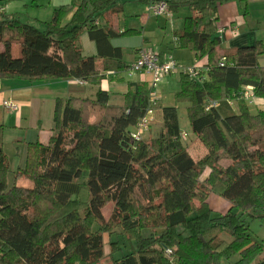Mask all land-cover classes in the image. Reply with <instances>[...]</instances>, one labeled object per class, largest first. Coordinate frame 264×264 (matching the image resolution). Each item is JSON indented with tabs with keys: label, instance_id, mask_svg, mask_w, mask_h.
<instances>
[{
	"label": "trees",
	"instance_id": "trees-1",
	"mask_svg": "<svg viewBox=\"0 0 264 264\" xmlns=\"http://www.w3.org/2000/svg\"><path fill=\"white\" fill-rule=\"evenodd\" d=\"M161 1L169 12L188 8L176 32L179 47L207 58L204 81L182 74L175 94L189 102L190 131L204 154L194 159L182 143L173 105L161 108L157 136L132 138L148 105L145 82H129L120 105L109 103L103 89L94 99L57 97L52 134L45 143L26 144L22 167L10 171L0 142V264H221L236 254L235 264H264V240L249 231V219L264 225V108L251 112L239 97L245 85L256 98L264 97V66L257 63L264 46L258 40L221 49L212 25L218 3L226 0ZM238 1L246 9L247 0ZM116 3L70 0L37 25L0 16V79L98 83L103 75L97 58L107 55L100 42L109 45L110 32L93 23ZM69 11L72 16L63 23ZM84 29L96 42L97 55H82L78 43ZM109 47L119 61L120 48ZM208 99L219 105L206 110ZM17 175L32 185H17ZM213 191L228 201L226 211L209 207ZM107 203L113 208L104 219ZM116 228L129 233L127 249L109 238ZM117 250L120 256H114Z\"/></svg>",
	"mask_w": 264,
	"mask_h": 264
},
{
	"label": "crops",
	"instance_id": "crops-1",
	"mask_svg": "<svg viewBox=\"0 0 264 264\" xmlns=\"http://www.w3.org/2000/svg\"><path fill=\"white\" fill-rule=\"evenodd\" d=\"M136 1L117 0L116 6L98 16L93 23L96 29L100 28L105 32H110L108 36L109 45L112 48H120L121 50V58L118 61L114 58L115 56H112L115 52L110 49L109 45L100 42L99 49L101 53L107 55L97 58L96 66L100 71L98 74L103 75L98 83L92 84L83 81L78 83L76 79H50L34 82L20 79H0V142L4 149V143L7 139H12L16 144L15 150L23 153L22 161L17 168L24 165L25 148L28 142L38 140L45 143L52 134V109H54L57 97L74 96L94 99L98 89H103L108 93L109 103L120 105L123 103L124 93L128 90L129 82H145L150 89L149 75L130 72L127 68L134 61L136 51L141 46L150 47L157 52L156 54L160 58L172 57L182 65L206 66L207 58L197 59L191 48L189 50L193 53L192 61L184 62L169 54L181 49L176 32L182 30L183 20L190 12L188 8L184 7L187 11H179V8L175 12L155 16L147 9L149 2L154 0H140L143 3H139L140 6H143V11L131 12L129 15L131 18H124L127 14L125 12L122 14L123 4L130 5ZM69 2L70 0H0V16H8L24 23L37 25L38 22L48 21L58 6L66 5ZM220 7V11H218L220 15H223L227 26L218 27L216 22L212 26H214V34L221 39L220 47L222 49L229 50L234 47L249 46L258 40L264 46V18L261 20L264 17V0H247L246 2V8H251V12L255 13V21L251 20L252 13L245 15L244 12L242 14L238 12L244 9V5L240 2L237 3L232 0ZM230 10L232 11L229 12ZM180 12H183L181 16L178 14ZM219 13H216L218 17ZM71 16L72 12H67L62 18V22L66 23ZM232 29H235V33H232ZM81 31L78 44H80L82 55H97L98 46L95 44L96 42L90 38L88 31L85 29ZM165 37H168V43L166 50L163 52ZM11 47L13 55H17V44H12ZM130 58H132L131 61ZM117 63L124 66V68H117ZM257 63L264 66V53L258 57ZM180 74L183 73L180 72ZM135 75H138V79H129ZM7 99L15 101L18 104V110L10 111L4 107L2 102ZM10 171L15 170L10 169ZM211 196L214 195L209 193L207 201ZM215 198L213 202H221V205L217 206L208 202L209 207L213 211L224 212L225 209L222 206L226 205L228 208V201L224 198L223 200ZM106 250L104 251L107 254L109 251ZM238 257L239 255L236 254L229 259H222L221 264H235ZM251 264L255 263L252 262Z\"/></svg>",
	"mask_w": 264,
	"mask_h": 264
},
{
	"label": "rangeland",
	"instance_id": "rangeland-1",
	"mask_svg": "<svg viewBox=\"0 0 264 264\" xmlns=\"http://www.w3.org/2000/svg\"><path fill=\"white\" fill-rule=\"evenodd\" d=\"M232 0H226L224 2L218 3L217 5V11L221 8L220 6L230 2ZM236 1L237 3L238 0H233ZM139 3H142V1L137 0L136 2H133V4L128 5L127 3L123 4V12H125L124 18H131V16H129L131 14V12H142L143 6H140ZM143 4V3H142ZM239 5V4H238ZM231 7V6H230ZM238 8V6H237ZM125 10V11H124ZM179 11H187V9L185 8H180ZM216 13H219V11ZM232 10H230L229 12H231ZM252 9L250 8H246L243 9L242 11L239 10L238 12H240L241 14L244 12L245 15L248 13H252L251 12ZM183 12L178 13L180 16L182 15ZM247 14V15H248ZM218 15V14H217ZM264 17L261 18V20ZM251 20L255 21V13L251 14ZM164 21V20H163ZM216 26L218 27H222L227 26L226 21H224V17L223 15L219 13V17L217 16L216 20ZM169 28V27H168ZM162 31V30H161ZM168 37H165L164 39V44H163V52L166 50L167 48V41ZM222 49V48H221ZM222 50H226V48H223ZM130 54L131 52L128 51ZM171 56H174L175 58H178L181 61L184 62H188V61H192L193 59V53L191 52V50H189V48H181L180 50L175 51L174 53H169ZM129 58V57H127ZM132 60V58H130V61ZM178 63L180 65H182V63H180L178 61ZM184 65V64H183ZM186 65V64H185ZM180 72H173L170 73L169 75L165 76V78H162L161 81H159L157 87L155 88L156 93H158V95H160L158 103L159 105L155 107L154 109V113H153V120L149 125L148 130L143 131V138H149V137H155L158 135V131L161 129L162 127V115H161V107L162 106H169V105H173L176 106L177 108V113H178V121H179V125H180V131L183 133V144L186 145L187 149L189 150V152L191 153L192 157H194V159H198L201 157V155L204 154L205 149L202 146L201 143H199L197 141V139L195 138V136L192 134V132L190 131V126H189V121L187 118V113H186V107L187 104H189L187 101L184 100H177L175 97L176 91L179 90L180 84H179V80L181 77H183L182 75L180 76ZM129 79H138V75H135L132 78ZM247 85H245L244 87H246ZM254 103L253 104H248L249 110L251 112H255L256 110H258L259 108H261L262 106L260 105V98H255L253 99ZM244 102H246L245 100H243ZM115 105V104H114ZM233 109L234 111L237 110V106L234 103L233 105ZM16 149V144L12 141V139H7V141L4 143V150L6 155H7V159H8V164H9V168L10 169H14L16 170L17 166L20 164V162L22 161V157H23V153H21L20 151L15 150ZM222 163H227L228 160L227 159H223L221 161ZM208 173V170H205L204 173L202 174V178L206 176V174ZM13 173L10 172V174L7 176L8 177V183L11 185L14 181V177ZM201 178V179H202ZM15 182L17 185H22V186H31L32 185V181L27 178L26 176L23 175H17V177L15 178ZM212 195H214L215 197H217V199H221L223 200V198L218 194V192L213 191L211 193ZM214 196L209 197L208 202L213 203L215 205H221V202L217 203V202H213L214 199H216ZM79 201L80 200L79 198ZM226 205L222 206V208H224L225 210L227 209ZM113 208L112 203H107L103 209H102V214L104 219H108L110 214H111V210ZM224 210V211H225ZM249 231L252 232L258 239L260 240H264V225H261V223L258 220L255 219H249ZM109 236V234L104 235V238L106 240V244L104 245V249L108 250V239L109 238H115L117 239V241L120 243V248H125L127 249V238L129 236V233L123 232L121 231L119 228H116V230L111 234V236H109V238L107 237ZM221 237H224V239L228 240V236L227 235H221ZM263 238V239H262ZM106 250V251H107ZM121 251L117 250L115 252V256H120ZM261 256H264V252L263 254H261ZM259 256V257H261ZM94 264V263H93ZM99 264V263H98Z\"/></svg>",
	"mask_w": 264,
	"mask_h": 264
},
{
	"label": "built area",
	"instance_id": "built-area-1",
	"mask_svg": "<svg viewBox=\"0 0 264 264\" xmlns=\"http://www.w3.org/2000/svg\"><path fill=\"white\" fill-rule=\"evenodd\" d=\"M148 11L155 16L165 15L169 13L168 6L166 2L157 0L150 1L148 4ZM232 33H235V29H232ZM157 52L153 51L150 47L141 46L136 51L135 59L130 65L127 67L130 72H138L142 74H147L150 76V89L148 93V105L145 110L144 115L137 119V123L133 128L132 138L139 140L143 136V131L148 130L150 123L152 122L153 113L156 105H158L159 95L156 93L155 88L157 87L159 81L165 76L169 75L173 72H181L188 77V79L195 80L196 82H203L205 76L207 75V66H197L195 64L192 65H180L175 59L172 57L160 58ZM223 60H221L222 63ZM220 63V64H221ZM78 83L81 80H77ZM253 87L247 85L246 87H242L240 92V99L245 100V103L253 104L255 94L252 89ZM231 106L234 105L231 101L228 100ZM219 100L208 99L205 102V109L217 107ZM260 105L264 108V97L259 100ZM3 106L9 109L10 111L18 110V104L10 99L3 100ZM170 253V250H166V254Z\"/></svg>",
	"mask_w": 264,
	"mask_h": 264
}]
</instances>
